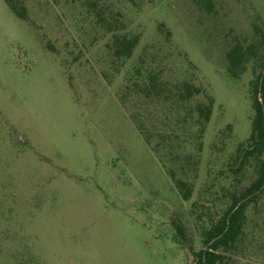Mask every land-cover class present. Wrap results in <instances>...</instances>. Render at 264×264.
Instances as JSON below:
<instances>
[{
	"label": "rangeland",
	"instance_id": "1",
	"mask_svg": "<svg viewBox=\"0 0 264 264\" xmlns=\"http://www.w3.org/2000/svg\"><path fill=\"white\" fill-rule=\"evenodd\" d=\"M11 1L27 18L0 0V264H202L206 232L258 176L255 163L234 168L264 47L238 77L227 53L257 43L264 0ZM135 36L132 56L118 57L117 37ZM152 76L169 100L137 93ZM184 81L214 99L199 139L175 124L203 100L178 110L172 91ZM136 112L172 122L173 148L148 145ZM221 252L228 264H264V192Z\"/></svg>",
	"mask_w": 264,
	"mask_h": 264
},
{
	"label": "trees",
	"instance_id": "2",
	"mask_svg": "<svg viewBox=\"0 0 264 264\" xmlns=\"http://www.w3.org/2000/svg\"><path fill=\"white\" fill-rule=\"evenodd\" d=\"M9 3L11 10L20 19L25 20L26 8H18L11 0H6ZM255 33L257 35V43L244 46L242 43L237 42L227 53V59L229 62L228 71L234 77H238L245 69V64L248 62L251 56L258 54L259 49L264 47V32L259 26H255ZM139 43V37L132 38H120L116 39V55L118 57L130 58L134 49ZM167 88L163 82H160L157 77L152 76L149 84L144 86L137 85V93H140L147 99L152 101L161 99L162 97H168ZM165 95V96H163ZM203 97V100L193 108L189 122L185 118L183 122L177 120L176 126L181 129L184 135L189 137L202 138L205 132L207 123L209 122L213 106L214 99L208 95L204 88L197 86L196 84L184 81L178 83L175 91H172V101L174 105L180 110L185 107V104ZM253 106L255 110V117L252 122L251 135L246 143H241L237 149L235 156L236 163L234 173L240 174L244 171L248 164L258 165V176L249 186L245 188L241 193H234L231 196V205L224 215L215 222L211 228L206 232L205 244L206 248L197 252L202 264H228L224 260L222 250L230 248L238 239L243 223L246 219V209L254 201L258 200L264 192V64L262 71L258 75L253 95ZM144 103H140L142 106ZM148 110V109H145ZM132 119L135 122L137 129L143 136L145 142L148 145H152V139L157 137L160 143L157 144L158 149L163 143H172L175 139H179L178 130H173L176 136H169L168 129L173 127L172 122L169 120H162L159 127L157 122L151 121L148 116L144 115V112H136L132 114ZM166 128V130H165ZM170 148L173 146L170 144ZM202 145L198 148L201 151ZM169 149V148H168ZM173 153L171 149H169ZM172 155V154H170ZM193 158L191 154H188L187 159ZM180 159V155L176 154L174 161ZM171 178L175 181L177 188L179 189L182 197L186 200L192 195V188L189 182L177 178L174 170H169ZM178 234L180 237L185 238V230L181 224L177 225Z\"/></svg>",
	"mask_w": 264,
	"mask_h": 264
}]
</instances>
